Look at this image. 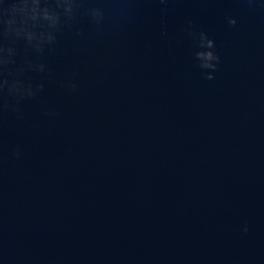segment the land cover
Returning <instances> with one entry per match:
<instances>
[{
  "label": "water",
  "instance_id": "95a60500",
  "mask_svg": "<svg viewBox=\"0 0 264 264\" xmlns=\"http://www.w3.org/2000/svg\"><path fill=\"white\" fill-rule=\"evenodd\" d=\"M90 6L0 109V264H264V0Z\"/></svg>",
  "mask_w": 264,
  "mask_h": 264
},
{
  "label": "clouds",
  "instance_id": "9594fccd",
  "mask_svg": "<svg viewBox=\"0 0 264 264\" xmlns=\"http://www.w3.org/2000/svg\"><path fill=\"white\" fill-rule=\"evenodd\" d=\"M90 4L91 0H0V109L22 118L20 102L35 98L45 88L42 82L25 79L26 74L49 72L45 54L56 51L65 31L78 29L77 35L83 36V29L79 28L82 18L101 27L104 13ZM228 23L234 26L236 21L229 18ZM185 31L197 41L194 56L198 66L210 70L204 72L205 78L214 79L220 61L215 40L204 32H194L191 22ZM61 86L77 89L72 81H64ZM16 156L19 158L20 153Z\"/></svg>",
  "mask_w": 264,
  "mask_h": 264
}]
</instances>
